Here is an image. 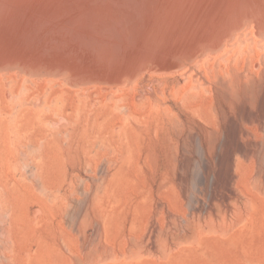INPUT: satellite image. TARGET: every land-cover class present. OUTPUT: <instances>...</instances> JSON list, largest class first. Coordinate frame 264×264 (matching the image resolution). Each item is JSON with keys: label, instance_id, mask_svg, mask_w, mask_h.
I'll return each mask as SVG.
<instances>
[{"label": "rangeland", "instance_id": "rangeland-1", "mask_svg": "<svg viewBox=\"0 0 264 264\" xmlns=\"http://www.w3.org/2000/svg\"><path fill=\"white\" fill-rule=\"evenodd\" d=\"M255 33L193 63L158 105L119 102L129 110L113 126L29 123L33 109L16 100L0 108V264H264V33ZM111 94L106 105L120 95Z\"/></svg>", "mask_w": 264, "mask_h": 264}, {"label": "bare ground", "instance_id": "bare-ground-1", "mask_svg": "<svg viewBox=\"0 0 264 264\" xmlns=\"http://www.w3.org/2000/svg\"><path fill=\"white\" fill-rule=\"evenodd\" d=\"M248 28L264 33V0H0V108L16 100L33 109L29 123L70 119L113 126L129 110L119 102L158 105L160 94L183 87L182 77L192 74L193 63L221 52ZM31 80L36 82L32 87L24 86ZM114 92L120 94L117 101L111 98L114 103L106 105ZM126 92L131 96H124ZM231 166L225 178L227 199L236 195L230 187L235 182Z\"/></svg>", "mask_w": 264, "mask_h": 264}]
</instances>
